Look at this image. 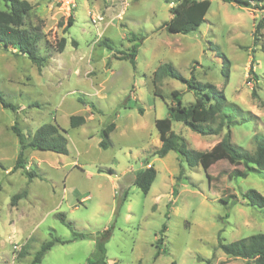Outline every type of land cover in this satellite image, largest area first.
Wrapping results in <instances>:
<instances>
[{
  "label": "rangeland",
  "instance_id": "1",
  "mask_svg": "<svg viewBox=\"0 0 264 264\" xmlns=\"http://www.w3.org/2000/svg\"><path fill=\"white\" fill-rule=\"evenodd\" d=\"M127 1L120 13L109 10L105 0H77L69 16L54 0H32L23 27L38 35L45 58L41 70L25 54L0 45V95L17 107L0 101V264H30L52 238L65 242H56L38 264H87L107 229L109 264H207L206 259L246 264L227 256L220 238L230 243L264 233V207L243 196L251 189L264 195V169L233 176L234 166L225 159L206 170L202 164L190 166L175 151L155 155L161 145L156 120L168 115L173 91L181 92L184 104L195 96L179 79L154 82L155 70L169 62L185 78L194 75L223 90L228 104L243 111L231 126L232 141L253 152L254 135L264 134V26L254 35L264 19V0L251 6L211 0L205 21L187 34L162 26L179 0ZM0 8H5L1 1ZM130 33L144 36L136 67L122 59L138 42L129 40ZM72 115H84L86 123L72 127ZM111 122L116 127L104 148L102 130ZM45 123L67 131L68 153L28 147L25 169H15L20 143L12 126L17 124L29 141ZM172 128L195 150L210 149L227 132L202 136L180 121ZM146 161L157 170L147 194L134 184ZM23 191L26 195L14 202ZM58 214L85 236L75 238Z\"/></svg>",
  "mask_w": 264,
  "mask_h": 264
},
{
  "label": "trees",
  "instance_id": "2",
  "mask_svg": "<svg viewBox=\"0 0 264 264\" xmlns=\"http://www.w3.org/2000/svg\"><path fill=\"white\" fill-rule=\"evenodd\" d=\"M4 4V9L0 8V45L5 49H15V52L25 54L39 70L44 66L45 58L38 51V35L24 28L25 18L33 9V4L28 0H0ZM232 2L239 6H251V1L256 0H223ZM211 0H179L171 7V18L162 26L169 33L187 34L196 30L210 9ZM73 20L69 18V25H73ZM264 26V19H261L256 25L254 35ZM144 36L137 37L135 33H130V41H138L134 43L129 52L122 59H129L134 67H136V56L139 50V41ZM107 41V42H106ZM65 39L59 43L60 51L65 47ZM105 45L110 47L108 39ZM194 73V71H192ZM226 81L229 72L225 71ZM164 77H171L185 82L189 89L193 90L195 101L190 104H184L179 90L173 91L174 102L168 106V115L165 118L156 120V127L160 133L161 145L156 149L155 155L164 157L169 151H175L180 158L194 167L199 164L208 170L213 164L220 160H227L234 169L230 172L233 176L246 177L249 171H259L264 169V134L254 135L255 150L250 152L232 141L231 126L236 123V118L242 116V109L235 103L228 104L224 91L219 90L215 85L210 83H201L194 75L187 79L182 76L172 63L166 62L158 66L154 72V82ZM253 97H257L253 90ZM79 101L84 103L81 97ZM1 104L6 108L16 110L17 107L6 102L0 95ZM91 108H95L93 103L89 104ZM232 111H228V108ZM140 112L143 109L139 108ZM245 119L244 117H242ZM174 121H180L192 131L202 135H219L225 129L227 132L224 136L208 150H195L191 148L186 138L176 133L172 128ZM86 123L84 115H72L70 117V125L78 127ZM114 122L109 123L102 130V140L100 145L107 148L110 144V134L115 129ZM13 132L17 135L20 143V152L18 154L15 169L26 167L24 161V150L32 148L34 150L53 151L61 154L68 153L67 131L58 124L45 123L35 130L31 139L26 141V137L17 124L12 126ZM237 166H242L238 168ZM101 171V170H100ZM112 172V170H110ZM27 174L32 177V173L26 170ZM183 170H180V174ZM157 177V170L153 164L146 161V166L136 172L134 184L141 189L142 192L148 193ZM179 175L177 179H180ZM26 195V191L18 193L13 197V201ZM244 198L248 199V204L264 207V195L255 189H251L244 193ZM128 191H124L122 200H126ZM169 204L168 207H170ZM168 216V214H167ZM62 222L66 223L73 231L74 237H84V233L77 232L71 221H67L64 214H58ZM166 224L163 225L161 235L157 238V255L160 253L163 244V233L166 231ZM110 236V230L107 229L101 236L96 239V250L87 259V264H109L107 261L106 241ZM56 242H65L59 238H52L45 241L41 248L35 254L30 264H38L42 262L46 252ZM219 247L230 257L242 258L247 261L246 264H264V233H257L248 237L224 243L220 238ZM207 264L209 259H206ZM113 264H117L114 262Z\"/></svg>",
  "mask_w": 264,
  "mask_h": 264
},
{
  "label": "built area",
  "instance_id": "3",
  "mask_svg": "<svg viewBox=\"0 0 264 264\" xmlns=\"http://www.w3.org/2000/svg\"><path fill=\"white\" fill-rule=\"evenodd\" d=\"M55 4L61 9L66 15H71L74 13L78 6L77 0H54ZM110 4L109 10H117L120 13H124L128 6L127 0H105ZM119 17V16H118ZM96 22V19H93Z\"/></svg>",
  "mask_w": 264,
  "mask_h": 264
},
{
  "label": "crops",
  "instance_id": "4",
  "mask_svg": "<svg viewBox=\"0 0 264 264\" xmlns=\"http://www.w3.org/2000/svg\"><path fill=\"white\" fill-rule=\"evenodd\" d=\"M30 3H32L33 4V6H34V3L32 2V0H28ZM34 8V7H33ZM33 10V9H32Z\"/></svg>",
  "mask_w": 264,
  "mask_h": 264
}]
</instances>
